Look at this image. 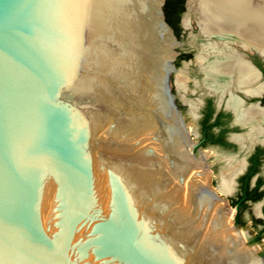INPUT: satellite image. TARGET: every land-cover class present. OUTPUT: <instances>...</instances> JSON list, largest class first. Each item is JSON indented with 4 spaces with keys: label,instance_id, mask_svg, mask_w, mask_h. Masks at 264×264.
Wrapping results in <instances>:
<instances>
[{
    "label": "water",
    "instance_id": "95a60500",
    "mask_svg": "<svg viewBox=\"0 0 264 264\" xmlns=\"http://www.w3.org/2000/svg\"><path fill=\"white\" fill-rule=\"evenodd\" d=\"M164 3L0 0V264H264L181 186Z\"/></svg>",
    "mask_w": 264,
    "mask_h": 264
},
{
    "label": "flooded vegetation",
    "instance_id": "af4514ba",
    "mask_svg": "<svg viewBox=\"0 0 264 264\" xmlns=\"http://www.w3.org/2000/svg\"><path fill=\"white\" fill-rule=\"evenodd\" d=\"M172 29L175 36H183L180 19ZM202 33L197 50L179 42L175 69L169 74L190 161L181 186L188 197L211 196L202 210L217 217L221 230L264 262V43L240 31L214 28ZM210 34L223 38L204 36ZM210 61L216 66L208 67ZM187 118L193 119L192 127ZM212 150L215 153L206 154ZM215 155L224 158L228 170L208 163Z\"/></svg>",
    "mask_w": 264,
    "mask_h": 264
},
{
    "label": "bare ground",
    "instance_id": "6f19581e",
    "mask_svg": "<svg viewBox=\"0 0 264 264\" xmlns=\"http://www.w3.org/2000/svg\"><path fill=\"white\" fill-rule=\"evenodd\" d=\"M198 9L202 29L212 30L217 28L226 31H240L253 40L264 43V0H198ZM215 64L216 61H210L207 66L213 67ZM171 114L177 125L176 115L172 111ZM223 181L222 189L226 190L228 179ZM208 198L210 200L212 197L208 195ZM230 242L250 264H261L260 261L252 259L245 251L241 250L237 243Z\"/></svg>",
    "mask_w": 264,
    "mask_h": 264
},
{
    "label": "rangeland",
    "instance_id": "374dc122",
    "mask_svg": "<svg viewBox=\"0 0 264 264\" xmlns=\"http://www.w3.org/2000/svg\"><path fill=\"white\" fill-rule=\"evenodd\" d=\"M180 22L182 24V30L183 32V36L182 37H177L176 36V40L178 41L176 47H175V51L177 52L179 49V42H183V45L185 47V49H192V50H197L199 47V39L203 37V33L202 31L207 34L208 33V28L206 29H202L201 24H200V11L198 9V0H184V10L180 13L179 16ZM186 22V23H185ZM202 30V31H201ZM177 73L178 70L174 71L175 77H177ZM175 94H178V90L176 88ZM193 97V95H192ZM192 123H193V119L192 118H187L186 120V124L188 127H192ZM215 153V151H211V153L206 152V154H212ZM222 160H224V158H208V163L212 164V165H218V169L219 170H228V165H225L226 163H222ZM214 174H215V179L219 180V176L216 173V171L214 170ZM211 173L209 176V179L211 177ZM248 228V227H247ZM245 229V228H242ZM252 247V246H251Z\"/></svg>",
    "mask_w": 264,
    "mask_h": 264
},
{
    "label": "trees",
    "instance_id": "16d2710c",
    "mask_svg": "<svg viewBox=\"0 0 264 264\" xmlns=\"http://www.w3.org/2000/svg\"><path fill=\"white\" fill-rule=\"evenodd\" d=\"M163 9L166 21L176 29L180 13L184 10V0H165Z\"/></svg>",
    "mask_w": 264,
    "mask_h": 264
}]
</instances>
